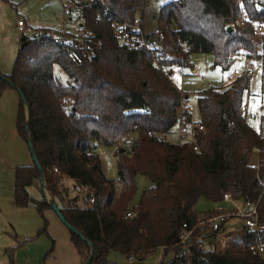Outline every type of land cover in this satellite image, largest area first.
Instances as JSON below:
<instances>
[{"label":"trees","instance_id":"obj_1","mask_svg":"<svg viewBox=\"0 0 264 264\" xmlns=\"http://www.w3.org/2000/svg\"><path fill=\"white\" fill-rule=\"evenodd\" d=\"M109 3L129 21L143 18L146 9V0ZM73 4L84 26L102 40V47L94 56L73 62L47 35L22 37L26 45L19 49L12 71L2 74L0 89L23 92L29 118L21 99L17 131L26 141L31 138L52 201L93 244L91 264H111L108 256L113 251L143 258L158 248L174 253L161 264H264L257 251L264 247V122L263 135H259L243 115L250 77L204 91L198 98V123L204 130L195 133L194 144L170 141L167 136L181 114L192 122L186 106L181 112L184 95L148 53L122 43L105 16L96 18L100 3ZM257 25L264 29V0L168 2L160 7L156 27L163 39L161 56L169 57L160 62L193 68L194 53H210L213 66L228 70L241 52L260 57L264 33H256ZM56 65L65 73L66 82L55 74ZM131 134H136L132 148L119 154V178L110 180L103 173L94 142L122 145ZM256 147L260 149L257 154ZM255 161L258 169L251 166ZM139 174L151 184L133 204ZM65 180L80 186L85 197L70 196L72 186L65 185ZM14 181V204L34 207L43 220L39 234H49L45 210L52 207L45 196L34 201L28 191L40 181L35 162L17 166ZM225 193L236 201L257 203L262 228L243 230L230 249L218 252L205 246L197 227L194 245L185 248L183 224L194 227L216 212H198L199 200L220 203ZM70 239L84 264L90 245L72 231Z\"/></svg>","mask_w":264,"mask_h":264},{"label":"rangeland","instance_id":"obj_2","mask_svg":"<svg viewBox=\"0 0 264 264\" xmlns=\"http://www.w3.org/2000/svg\"><path fill=\"white\" fill-rule=\"evenodd\" d=\"M74 1L77 0H0V73L7 75L12 71L21 48L22 37L28 39L40 31L61 28L64 24L68 30L74 31L76 29L74 26L64 22L67 20L71 23L69 16H64V5L68 3L69 6L71 4L73 6ZM171 1L174 0H146L143 18L147 33L156 31L160 7ZM75 12L70 16L72 20L80 16V11ZM20 20L25 23L24 28L19 26ZM263 33L264 29L259 35L262 36ZM260 53V57L255 58L241 52L228 70L213 66L214 56L210 53H194L191 56L193 68H173L171 79L185 96L181 110L186 106L192 122H198L200 119L198 98L212 86L220 88L230 86L233 81L230 82L229 77L235 70L252 72L247 93L253 98L251 102L253 106L264 107V40L260 46ZM54 72L66 82L67 77L58 65L54 67ZM20 100V94L14 88L8 87L6 92L5 89H0V264H80L76 248L68 236L63 237L60 229H52L48 225L49 234H39L43 220L37 210L34 207L16 209L11 204L16 167L33 163L28 142L20 136L16 127ZM256 123L249 122V125L255 128L258 127ZM176 134L177 125L167 139L178 142ZM135 135L131 134L122 145L107 146L94 142L95 151L102 162L103 173L110 180H118L120 150L125 149L128 152L133 146ZM135 181L137 190L133 204L139 201L142 191L151 184L140 174L136 176ZM69 183L70 181L65 180V185ZM69 185L76 194L74 186L71 183ZM28 191L33 200H41L43 197L40 185H33ZM73 192H70V196L74 195ZM48 200L51 201L49 194ZM206 203L208 202L205 199H200L196 205L197 211L204 213L208 206ZM79 205L82 206V203ZM212 210L216 211L213 216L220 213L217 208ZM45 217L47 218L46 214ZM57 221L64 231L70 234L62 221L60 219ZM233 222L235 230L229 234L228 230L232 228L226 226V231L222 234H212L214 244H208V248L216 249L218 252L225 251L239 240L244 230V222L239 218ZM11 252L13 254L10 255ZM261 256L264 258V247ZM173 257L172 251L167 253L164 248H158L144 256L142 260H140L142 257L127 258L120 252L113 251L109 254L108 261L111 264H161Z\"/></svg>","mask_w":264,"mask_h":264},{"label":"built area","instance_id":"obj_3","mask_svg":"<svg viewBox=\"0 0 264 264\" xmlns=\"http://www.w3.org/2000/svg\"><path fill=\"white\" fill-rule=\"evenodd\" d=\"M63 1V0H61ZM77 1H96L101 4V10L97 12L96 18L101 19L103 16L107 18L113 28L116 36L119 40L129 46L144 50L150 55L153 63L158 68V70L164 74L169 79L171 78V72L173 68H178L176 65L168 66L162 64L160 61L168 60L169 57H162L160 46L162 43V36L159 35L158 30L153 33H147L143 26V18L141 16H136L133 21L123 19L116 11H114L109 3V0H77ZM254 1V0H249ZM75 11H80L77 7L71 8V6L66 3L64 5V16L71 20H65L64 22L74 26L76 29L70 31L66 28L64 24L61 28H52L47 31H40L39 35H47L58 47H60L66 54L70 61L77 62L82 56L92 57L98 49L103 45L101 39H99L95 32L87 29L83 24V19L81 13L74 20L70 17ZM19 26L24 28L25 23L19 21ZM256 33H261L262 27L256 26ZM252 72L249 71H239L235 70L229 77V81H237L242 77H250ZM252 96L247 93L243 102L242 111L244 118L247 123L257 122L258 127H253L254 130L259 135H263V122H264V107L260 105L258 107L253 106ZM182 112V110H181ZM179 123L177 124V134L178 142L194 144V136L196 132L204 130L203 126L198 122H186L184 116L181 114L179 116ZM194 149H198L197 146ZM255 153H259L260 149L256 147L254 149ZM251 166L255 169L259 168L258 161L253 162ZM74 191L76 195L85 197L80 186H74ZM94 199H89V203L94 204ZM223 202H229L232 204L230 208H218L220 213L211 216L207 219L200 220L194 227H189L188 223L183 224L181 243L185 248L190 249L194 245V230L198 227L201 230V235L204 239V244L208 248V244H214L212 238L219 232H222L224 225L234 218H239L243 220L244 230H254L258 231L262 228L258 219L257 203L250 202H240L232 198L230 193H225L223 197ZM130 215V214H128ZM213 234V235H212ZM199 238V237H197ZM263 247L257 248V251L261 253Z\"/></svg>","mask_w":264,"mask_h":264},{"label":"water","instance_id":"obj_4","mask_svg":"<svg viewBox=\"0 0 264 264\" xmlns=\"http://www.w3.org/2000/svg\"><path fill=\"white\" fill-rule=\"evenodd\" d=\"M231 29V28H229ZM26 43H22L21 44V49H23L25 47ZM0 78L1 79H5V77L0 74ZM19 94H20V97L25 105V108H26V114H27V118H29V107H28V104H27V101L25 99V96L23 94L22 91H18ZM27 130H29V123L27 121ZM27 141H28V145H29V149L31 151V155H32V158H33V161L35 162V164L37 165L39 171H40V181H41V185L43 187V191H44V196H45V199L46 201L51 205L52 209L54 210V212L56 213V215L58 216V218L62 221V223L72 232H74L75 234L79 235L84 241H86L89 245H90V248H91V253L88 257V259L84 262V264H91L92 263V260H93V254H94V247H93V244L91 242H89L79 231H77L72 225H70L66 219L64 218L63 214L61 213L60 209L58 208V206L54 203V201H49L48 200V194L46 192V189H45V182H44V176H43V171H42V168L39 164V161L37 159V156H36V153H35V150H34V146H33V143L31 142V138L28 137L27 138ZM124 152V149H121L120 150V153Z\"/></svg>","mask_w":264,"mask_h":264},{"label":"crops","instance_id":"obj_5","mask_svg":"<svg viewBox=\"0 0 264 264\" xmlns=\"http://www.w3.org/2000/svg\"><path fill=\"white\" fill-rule=\"evenodd\" d=\"M143 26H144V28H145V30H146V22H145V20H144V18H143ZM7 88L8 87H6L5 88V92H6V90H7ZM12 88V87H11ZM18 109H19V106H18ZM171 134V132L168 134V135H170ZM31 165V164H30ZM21 166H28V165H21ZM14 176H15V174H14ZM15 182V181H14ZM38 183V184H37ZM70 183L72 184V182L70 181ZM33 185H40L41 186V189H42V199L41 200H43L44 199V191H43V187H42V185H41V181H35L34 183H33ZM32 185V186H33ZM31 186V187H32ZM30 188V187H29ZM74 193V192H73ZM13 196H12V201H11V204H13L12 206H14L16 209H18V207H16L15 206V204H14V185H13V194H12ZM41 200H34V201H41ZM78 204H81V202L79 201L78 202ZM206 205H208L207 206V208L205 209V211H212V209H215V208H223V209H226V208H230L231 206H232V204L231 203H229V202H220V203H206ZM215 205H218V206H215ZM26 208H33V207H26ZM22 209V208H21ZM195 209H196V207H195ZM23 210V209H22ZM197 210V209H196ZM45 214H46V216H47V218H48V221H49V227L51 226V228L53 229V228H57V229H60V231H61V233L63 234V237H65V236H68V238H70V234H67L66 233V231H64V229H63V227H61V225H60V223L57 221V220H59V218L57 217V215L55 214V212H54V210L53 209H47V210H45ZM58 218V219H57ZM234 219H236V218H234ZM234 219H230L225 225H224V227H223V229H222V232H219L218 233V235L219 234H222L224 231H226L225 229H226V226H229V227H231L232 228V230H228V232H229V234L231 233V232H233L234 230H235V226H234V223L235 222H233V220ZM233 222V223H232ZM228 232H225V233H228ZM70 242H71V239H70ZM73 244V243H72ZM75 247V246H74ZM78 253V252H77ZM10 255L11 254H13V252H11V253H9ZM79 255V254H78ZM13 256V255H12ZM14 258V257H13ZM143 258H141L140 260H142ZM80 264H83V259H81V257H80Z\"/></svg>","mask_w":264,"mask_h":264}]
</instances>
